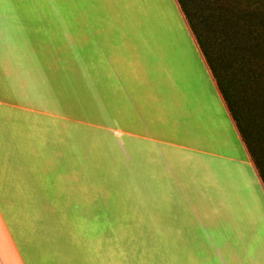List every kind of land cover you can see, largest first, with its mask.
Returning a JSON list of instances; mask_svg holds the SVG:
<instances>
[{
  "label": "crops",
  "instance_id": "0c3cea01",
  "mask_svg": "<svg viewBox=\"0 0 264 264\" xmlns=\"http://www.w3.org/2000/svg\"><path fill=\"white\" fill-rule=\"evenodd\" d=\"M56 12L62 10L0 0V264H239L230 247L255 241L230 236L264 231L263 214L191 213L195 200L168 195L170 182L87 176L92 166L71 153L72 119L58 111L57 91H81V71L109 70L122 86L123 74L148 73L135 60L102 52V22L39 19ZM61 40L75 43L56 49ZM42 45L58 61L54 71L41 67ZM186 232L188 252L181 244Z\"/></svg>",
  "mask_w": 264,
  "mask_h": 264
},
{
  "label": "rangeland",
  "instance_id": "374dc122",
  "mask_svg": "<svg viewBox=\"0 0 264 264\" xmlns=\"http://www.w3.org/2000/svg\"><path fill=\"white\" fill-rule=\"evenodd\" d=\"M154 2L167 16L174 32L179 33L176 36L182 37L175 12L170 10L167 1ZM112 5L111 2L108 4ZM254 5L256 14L263 16L264 0L244 2L247 8ZM176 14L182 19L177 8ZM39 19L48 21L53 18L40 15ZM211 28L207 25L199 29L206 36L209 49L217 36ZM185 37H189L194 45L187 31ZM61 42L63 44L56 49H64L65 43L68 46L75 43ZM181 46L185 52L174 59L177 62L175 68L157 70L152 75H146L142 70L131 75L123 74L128 84L122 80L124 87L111 71L102 73L96 70L87 75L82 71L79 73L77 82L81 91L74 95L57 91L58 111L67 110L72 119L68 125L71 153L82 154L84 162L92 166V171L87 174L90 180L170 182L165 189L168 195L195 200L188 206L191 213L264 215V82L262 85L260 82L245 83L241 72H233L235 68L243 72L246 69L245 61L233 56L232 45L223 50V57L215 55L212 61L219 70L225 91L221 86L220 90L228 111L200 52L198 55L208 79L189 55L191 45L185 46L183 42ZM41 47V67H51L54 71L58 61L43 45ZM258 58L262 60L264 70V55ZM97 61L100 62L101 58ZM77 63L85 69L83 56L77 58ZM99 67L104 68L100 64ZM59 80L66 82L65 78ZM39 81L44 99L45 81ZM241 139L252 152L253 163ZM253 164L260 170V177ZM121 191L125 192L121 195H128L127 191ZM230 237L253 238L255 241V244H233L230 247V253L236 256L239 264H264V231L232 234ZM182 239L181 244L188 252L193 244L192 234L186 232ZM201 253H206L204 246H201ZM225 263L230 264L229 260Z\"/></svg>",
  "mask_w": 264,
  "mask_h": 264
},
{
  "label": "trees",
  "instance_id": "16d2710c",
  "mask_svg": "<svg viewBox=\"0 0 264 264\" xmlns=\"http://www.w3.org/2000/svg\"><path fill=\"white\" fill-rule=\"evenodd\" d=\"M115 1L24 0V4L27 8L34 6L42 10H62V12L40 14L48 19L71 20L73 16L77 15L86 22L104 23L108 26V29L105 30V39L108 42L102 45V52L106 55L115 53L126 60H135L142 66L143 70L151 75L156 69L169 70L172 67L175 68L177 62L174 59L185 52L181 45L183 42H185V46L190 44L189 55L198 63V51L200 52L199 55L210 71L227 109L228 106L220 90V86L223 90L224 87L220 80L219 70L212 60L215 59V55L223 57V50L228 48V45H232L235 52L232 54L237 60L245 61L246 70L244 72L237 68L233 69V72H241L240 75L244 77L245 83L260 82L262 85V81L264 82L262 60L258 58V56L264 55V40L262 39L264 15L256 14V10H253L257 8L255 5L251 8L244 7L246 0H174L175 4L172 0H166L170 10L175 12L176 25H178L182 37L176 36V33L177 35L179 33L177 30L174 32L167 16H164L161 8L155 5V0ZM110 2L113 7L108 6ZM176 8L182 19L177 17ZM207 25L213 27L211 29L217 35L212 41L214 44L212 49L206 46V36L202 31H199L201 27ZM41 31L43 36L46 30L42 29ZM186 31L187 35L194 40L195 46L191 44L189 37H185ZM177 37L182 44L178 43ZM199 68L201 74L207 78L201 63H199ZM240 68L244 69V66H240ZM226 98L230 102L228 96ZM232 120L234 121L233 118ZM242 143L252 161V152L249 151L248 146L243 141ZM254 168L256 169L255 165ZM258 170L259 174L260 170Z\"/></svg>",
  "mask_w": 264,
  "mask_h": 264
}]
</instances>
